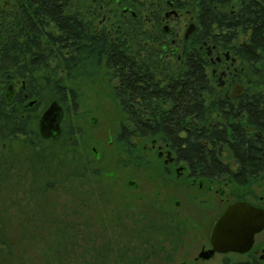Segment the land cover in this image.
<instances>
[{
	"label": "flooded vegetation",
	"instance_id": "obj_1",
	"mask_svg": "<svg viewBox=\"0 0 264 264\" xmlns=\"http://www.w3.org/2000/svg\"><path fill=\"white\" fill-rule=\"evenodd\" d=\"M116 1L109 4L107 0H72L66 11L84 21L83 29L91 37L109 38L81 44L103 48L102 53H108L110 46L118 49L122 64L119 72L108 66L106 58L97 62L105 65V76L120 113L118 142L128 153L119 169L104 170L103 177L96 175L91 185L71 186L74 224L78 232L80 226H88L85 233L78 235L85 236L92 246L106 239L122 241L126 249L138 250L140 247L131 242L138 241L144 256L151 257L150 264H264V225L244 251L220 250L213 242L217 220L233 204L238 205L243 216V235L250 229L247 210L252 208L257 218L264 217V46L261 52H255L253 24L258 11L254 5L261 2L264 7V0H214L216 16L236 21L212 25L206 21L209 0H200V15L204 17L200 21L193 0H164L163 8L158 7L157 0ZM29 2L0 0V46H13L11 39L16 34L19 39L28 37L20 41L23 46L59 49L60 45L48 41L45 35L35 40L32 32H59L52 22L47 26L36 22L40 14L45 17L61 13L63 0H55V9L42 12ZM117 12L120 18L113 19ZM243 17L246 21L239 19ZM191 24L195 25L193 32L198 28L202 32L200 107L190 115L189 106H185L183 121H159L157 115L151 116L152 112L159 107H175L172 101L165 104L166 98L173 100L174 95L183 94L189 101L188 54L193 32L186 37V31ZM208 29L214 36L208 35ZM115 32L119 35H113ZM1 33H7L10 40L4 42L6 35ZM78 46L76 42L74 48ZM55 53L61 56V51ZM30 60L37 64L33 73L36 80L17 78L12 67L0 73V112L38 116L36 128L32 129L36 140L55 142L64 132L65 108L76 112L80 103L77 97L69 99L65 106L58 100L64 109L61 133L58 138L42 136L39 120L49 105L41 109L47 94L46 80L54 81L49 93L58 96L63 93V84L58 80L68 74L58 62L53 66V60L48 71L44 57L33 56ZM77 77L78 73L74 88H65L66 95L74 93L71 96L79 97ZM174 79H183L182 89L174 88ZM30 90L38 96L30 97ZM149 96L153 98L151 103L143 99ZM157 101L161 102L157 105ZM129 111L142 112L151 122L132 123ZM133 126L137 130L128 140ZM14 131L12 124L0 121V161L12 159L9 156L16 139ZM23 132L19 137L28 142L31 130L26 127ZM108 142L113 143L111 135ZM194 142L200 148L190 153L189 146ZM90 149L94 157L101 156L95 144L91 143Z\"/></svg>",
	"mask_w": 264,
	"mask_h": 264
},
{
	"label": "rangeland",
	"instance_id": "obj_2",
	"mask_svg": "<svg viewBox=\"0 0 264 264\" xmlns=\"http://www.w3.org/2000/svg\"><path fill=\"white\" fill-rule=\"evenodd\" d=\"M52 63L53 66L56 65V61ZM105 73V65L96 61L85 64L79 70V109L75 112L69 107L65 108L64 132L59 140H38L37 146H33L24 140L25 137L16 138L12 143L13 152L9 156L12 159L4 158L0 161V207L8 209L2 215L5 219L3 221H7L9 225L14 221L15 227L18 219L28 220V215L31 217V212H37L39 208L52 212L51 218L62 222L56 234H50V241L46 238L44 242L43 237L31 240L28 251L31 257H36L33 261L29 259L27 264H61L62 260L65 264H87V261L88 264H150L151 257L144 256L146 254L141 251L143 248L138 241H131L134 246L140 247L138 250L134 247L126 249L122 241L106 239L97 240L92 246V242L85 236L78 235L85 233L88 226H80L82 229L78 232L73 221L75 214L72 208L75 204L71 186L79 183L78 174L83 173L84 185H91L96 175L101 178L104 170L119 169L122 160L128 159V153L118 142L120 113ZM49 92L51 90L47 89L49 95L42 99L41 109L52 100H59ZM37 117L33 121L35 128ZM93 117H96V122L92 121ZM110 135L113 143L108 142ZM87 137L100 149L99 158L92 155L91 143ZM42 159L48 161L46 167L43 166ZM79 160L83 163L82 166L78 165ZM76 164V179L71 182L70 170L75 169ZM65 178L68 179L64 180ZM61 179L67 182L61 185L58 182ZM44 218L47 217L42 219ZM52 225L44 219L42 228L44 231L50 230ZM65 240L70 241L66 252H70L71 260L66 255L63 259L59 258L55 251L50 250L51 247L66 244ZM44 247L47 248L45 251Z\"/></svg>",
	"mask_w": 264,
	"mask_h": 264
},
{
	"label": "trees",
	"instance_id": "obj_3",
	"mask_svg": "<svg viewBox=\"0 0 264 264\" xmlns=\"http://www.w3.org/2000/svg\"><path fill=\"white\" fill-rule=\"evenodd\" d=\"M31 6H35L36 9L40 10L41 12L47 9H55V0H29ZM159 2V8H163L165 5L164 0H157ZM109 4L116 3V0H107ZM217 1L209 0V7L210 9L207 10L206 15V21L210 25L219 23V21H231L235 22L236 19L233 17L228 16H216V13L214 12V4H216ZM193 3L195 5V8L197 9V21L202 20L204 17L201 16L203 9L202 4L200 0H193ZM72 0H63L62 4V12L57 13L56 15H45L43 17L41 14L38 16L40 19L36 23L45 24L48 25L49 22H52L55 24V26L59 29V32H51V31H34L32 32V36H34L35 40H40V35H45L48 41H52L54 43L59 44V49L55 48H34V47H28L23 46L20 41L21 40H28L27 38H21L19 39L16 34H14V37L11 39L13 41V46H0V73L1 72H7L9 67L14 68L15 73L17 74V78H23V77H30L32 80L34 79L33 73L34 68L37 66V64L34 63V61L30 60V57L35 56L36 58H45V64L46 69L50 70V62L51 60L56 61L60 64L63 72H67L68 77H64L61 79V81L58 80V82L62 83V89L63 93L59 94L57 97L58 99L64 103V105L67 103L69 99L75 100L76 97L79 100L78 96H71L75 95L74 93L69 95L65 94L66 89L65 88H74V78L75 75L78 73L79 70L87 63L96 61L100 62L101 59L106 58L108 62V66L115 69V72H119L120 66L122 65L119 61V53L118 49L114 48L113 46H110L108 48V53H102L103 48H93L88 45L81 44L82 42H87L89 40L92 41H102V40H109V38H102L101 36H95L91 37L89 32H86L83 28L85 26L84 21L81 19L76 20L77 18L68 15L66 13L67 8L71 7ZM255 9L256 15L253 17V24L256 26L255 33H254V45H255V52L262 51L264 46V7L261 4V2L255 3ZM21 8H26V5L22 1ZM117 15L113 17V19H119L120 18V12L116 13ZM244 18V17H243ZM21 19V18H20ZM23 19V17H22ZM159 19V17L157 18ZM240 20H245L239 18ZM120 21V20H119ZM33 23V22H32ZM133 25H135L133 23ZM159 27V26H158ZM135 30H132L134 32ZM151 32V30H148ZM146 30L145 32L148 33ZM201 30L198 28L196 31L192 33V35L189 37L190 41V47H189V79H190V95H189V101L186 100V98L183 96V94H180L179 96L174 95L173 100L171 98H166L165 104L169 101H172L174 106L170 110L158 108V110L155 112H152L151 116L155 117L158 116V120H169V119H176L177 121H183V118L181 114L184 112L185 106H189V114L193 115L198 112L200 107V91H201V68H200V51H199V45L201 43L200 37H201ZM208 35L214 36V32L212 30L207 31ZM6 37L2 38L4 42H8L10 38L7 37V33H1ZM232 33H229L231 35ZM113 35L118 36L119 32H115ZM227 36V33L224 34ZM115 39H118L116 37ZM76 42L79 44L78 47L74 48V45ZM45 50L46 53L43 54L40 52ZM61 51V56L59 57L55 52ZM67 51H69L67 53ZM104 60V59H103ZM44 60H41L40 63H43ZM39 65V64H38ZM78 68V70H76ZM50 83H54V81H50L49 79L46 80V88L49 89ZM174 88L180 87L183 88V79L175 80L174 79ZM49 94H46V96ZM30 97L38 96V94L34 90H30L29 93ZM117 97L119 98V95L117 94ZM165 98V97H164ZM132 99H135V97H132ZM145 101L151 103L153 101V98L151 96L144 97ZM161 101H157V105ZM128 115L132 119V123L139 121H144L147 125L149 123L146 120V115L144 113H136L135 111H129ZM180 116V117H179ZM34 118L33 116H30L28 118L27 116L21 117L19 113L16 111L12 113V115L7 114L5 111L0 112V121L2 124H7L14 126L15 128V138H19V134H23V129L28 127L31 130V133L33 132V124H34ZM156 119V118H155ZM137 128L134 126L130 128L128 140H130V137L134 135V132H136ZM147 131L149 132V128H147ZM153 134V132H149ZM151 136V135H149ZM29 142L34 146L37 144V135L36 133H32L29 136ZM37 146V145H36ZM129 147H133L132 144L128 143ZM190 153L198 152V149L200 148L199 144L194 142L190 144ZM43 166H47L48 161L42 159ZM46 161V162H45ZM83 163L81 161H78V165L82 166ZM76 171H77V164L75 166V169L70 170V180L71 182L76 179ZM83 173H79L77 179L79 180L80 185H84V181H82L84 175ZM69 178V177H68ZM65 178L64 180L68 179ZM58 182L66 183L67 181L58 180ZM72 185V184H71ZM14 201V200H13ZM21 207L23 204L20 205ZM0 264H27L29 259H32L36 257L33 255V257L30 256V252L28 251V245L31 243V240L36 237L45 239L47 238L48 241L51 237L50 234L53 236L56 234L57 229L62 224V222L57 221L56 219H52L53 213L46 210H41L38 208L37 212H31V217L25 212V214L28 215L29 219L22 218L18 219V224L14 227V221H12L11 225L7 221H3L5 219L2 218V215H5L7 210L6 208L0 207ZM24 208V206H23ZM29 213V212H28ZM52 214V215H51ZM20 215V214H19ZM18 216V215H17ZM47 220L48 223L53 224L50 227V230L42 228V224L44 219ZM51 218V219H49ZM51 220V221H50ZM46 223V222H45ZM17 227V229H16ZM60 230V229H59ZM46 236V237H44ZM66 244L63 243V245L58 247H51V251L56 252V256L59 258L61 257L63 259V256L67 258H70L71 260V254L70 252H66L68 249V244L70 243L69 240H65ZM38 250L42 251L41 248L36 246ZM47 248L44 247L45 251ZM64 252V253H62ZM54 256V255H53ZM61 264H65L62 263ZM68 264V263H67ZM88 264V261H87Z\"/></svg>",
	"mask_w": 264,
	"mask_h": 264
},
{
	"label": "water",
	"instance_id": "obj_4",
	"mask_svg": "<svg viewBox=\"0 0 264 264\" xmlns=\"http://www.w3.org/2000/svg\"><path fill=\"white\" fill-rule=\"evenodd\" d=\"M194 27V24L188 27L186 37L193 32ZM33 103L34 101H31L30 105ZM63 116L64 109L60 102L57 99L52 100L40 117V134L44 137L58 138L61 133ZM92 121L96 122V117H93ZM247 211L250 218L246 220L249 221L250 229L244 235L241 230L243 216L237 204L229 206L219 217L213 230V242L217 249L244 251L251 247L254 233L264 225V217L257 218L252 208Z\"/></svg>",
	"mask_w": 264,
	"mask_h": 264
}]
</instances>
